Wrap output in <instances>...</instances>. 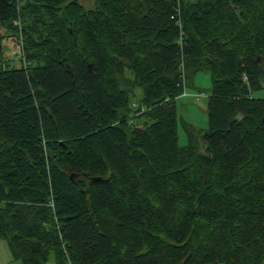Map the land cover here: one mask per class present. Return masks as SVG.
Returning a JSON list of instances; mask_svg holds the SVG:
<instances>
[{
  "label": "trees",
  "instance_id": "obj_1",
  "mask_svg": "<svg viewBox=\"0 0 264 264\" xmlns=\"http://www.w3.org/2000/svg\"><path fill=\"white\" fill-rule=\"evenodd\" d=\"M262 89L264 0H0V239L22 264H264Z\"/></svg>",
  "mask_w": 264,
  "mask_h": 264
},
{
  "label": "rangeland",
  "instance_id": "obj_2",
  "mask_svg": "<svg viewBox=\"0 0 264 264\" xmlns=\"http://www.w3.org/2000/svg\"><path fill=\"white\" fill-rule=\"evenodd\" d=\"M82 2L84 0H81ZM88 3V2H84ZM89 5V4H87ZM6 57H17L20 53L17 43L6 38L2 41ZM211 79L207 72L199 71L194 79V85L188 86L185 92L177 98L176 107L178 114V142L180 145L187 143V134L183 123H191L197 129H205L207 126L206 99ZM196 96L199 98L197 99ZM253 96H264V89L253 92ZM0 264H22L19 260H13L11 251L5 239H0ZM46 264H55L53 255H50ZM66 264H70L66 262Z\"/></svg>",
  "mask_w": 264,
  "mask_h": 264
},
{
  "label": "built area",
  "instance_id": "obj_3",
  "mask_svg": "<svg viewBox=\"0 0 264 264\" xmlns=\"http://www.w3.org/2000/svg\"><path fill=\"white\" fill-rule=\"evenodd\" d=\"M185 92V89L183 90V93ZM196 98H199L198 96H196ZM132 105H133V108H138V103L137 102H133L132 103ZM145 110V107H140V112H142V111H144Z\"/></svg>",
  "mask_w": 264,
  "mask_h": 264
},
{
  "label": "water",
  "instance_id": "obj_4",
  "mask_svg": "<svg viewBox=\"0 0 264 264\" xmlns=\"http://www.w3.org/2000/svg\"><path fill=\"white\" fill-rule=\"evenodd\" d=\"M70 177H72V174L70 175Z\"/></svg>",
  "mask_w": 264,
  "mask_h": 264
},
{
  "label": "crops",
  "instance_id": "obj_5",
  "mask_svg": "<svg viewBox=\"0 0 264 264\" xmlns=\"http://www.w3.org/2000/svg\"><path fill=\"white\" fill-rule=\"evenodd\" d=\"M13 259V258H12ZM13 260H15V259H13Z\"/></svg>",
  "mask_w": 264,
  "mask_h": 264
}]
</instances>
